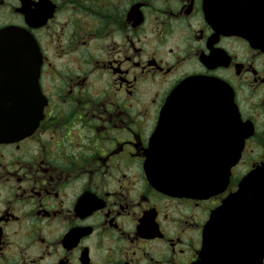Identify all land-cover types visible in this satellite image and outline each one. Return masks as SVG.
<instances>
[{
  "label": "flooded vegetation",
  "instance_id": "flooded-vegetation-1",
  "mask_svg": "<svg viewBox=\"0 0 264 264\" xmlns=\"http://www.w3.org/2000/svg\"><path fill=\"white\" fill-rule=\"evenodd\" d=\"M6 28L37 44L41 118L0 142V264H207L206 223L264 166V0H0ZM24 51L0 46L6 102L25 98ZM192 77L228 88L242 132L196 103L166 110L163 147L184 180L223 181L212 166L232 164L215 190L170 195L150 181V145ZM242 256L232 264H264L255 243Z\"/></svg>",
  "mask_w": 264,
  "mask_h": 264
},
{
  "label": "water",
  "instance_id": "water-1",
  "mask_svg": "<svg viewBox=\"0 0 264 264\" xmlns=\"http://www.w3.org/2000/svg\"><path fill=\"white\" fill-rule=\"evenodd\" d=\"M264 38V37H263ZM0 46L23 47L25 58L22 62L26 65L21 67L26 72L27 81L22 87L25 98L8 101L0 99V141L18 136L21 137L35 128L39 121L40 113L30 108V104L37 101L32 98L33 84L28 77L35 69L38 62L36 44L31 35L17 29H3L0 31ZM18 50H16L17 54ZM12 52L10 51L9 54ZM12 60V59H10ZM18 62V59L16 60ZM38 67V65H37ZM34 82V81H33ZM195 104L196 108L214 110L227 113L228 116H217L218 120L229 118V126L233 120L234 132L242 131L239 115L233 103L232 95L227 87L218 81L202 78H190L183 81L163 108L166 110H179L184 104ZM194 108V106H193ZM165 114H161L157 129V144L151 146L149 168L153 176V184L160 190L169 194L189 193L194 196L207 190H214L215 185L223 183L220 177L217 180H204L202 182L186 181L181 179L183 171L178 164L166 159L164 148L161 146L162 120ZM225 125V124H223ZM238 157L239 147L234 149ZM223 157L218 155V162L212 167L227 170L231 164H223ZM224 161H229L225 156ZM228 173V172H227ZM256 211L260 213L262 220L256 224L250 222L251 214ZM263 215H264V166L250 173L241 183L239 190L228 198L224 204L216 210L203 231L202 258L207 264H232L243 258L244 248L251 243L261 246L263 244ZM256 232L255 239L249 234ZM262 256V255H261Z\"/></svg>",
  "mask_w": 264,
  "mask_h": 264
},
{
  "label": "bare ground",
  "instance_id": "bare-ground-1",
  "mask_svg": "<svg viewBox=\"0 0 264 264\" xmlns=\"http://www.w3.org/2000/svg\"><path fill=\"white\" fill-rule=\"evenodd\" d=\"M180 155V154H179ZM187 158V157H186Z\"/></svg>",
  "mask_w": 264,
  "mask_h": 264
}]
</instances>
